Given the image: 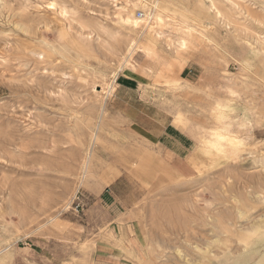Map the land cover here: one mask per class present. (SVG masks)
I'll return each instance as SVG.
<instances>
[{"label": "rangeland", "instance_id": "1", "mask_svg": "<svg viewBox=\"0 0 264 264\" xmlns=\"http://www.w3.org/2000/svg\"><path fill=\"white\" fill-rule=\"evenodd\" d=\"M0 264H264V0H0Z\"/></svg>", "mask_w": 264, "mask_h": 264}, {"label": "built area", "instance_id": "2", "mask_svg": "<svg viewBox=\"0 0 264 264\" xmlns=\"http://www.w3.org/2000/svg\"><path fill=\"white\" fill-rule=\"evenodd\" d=\"M138 15H139L140 17H143V16H144L143 12H141V11L138 12Z\"/></svg>", "mask_w": 264, "mask_h": 264}]
</instances>
